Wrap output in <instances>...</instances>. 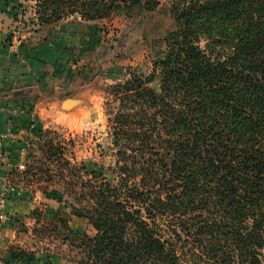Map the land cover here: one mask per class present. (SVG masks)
I'll list each match as a JSON object with an SVG mask.
<instances>
[{"label":"trees","instance_id":"obj_1","mask_svg":"<svg viewBox=\"0 0 264 264\" xmlns=\"http://www.w3.org/2000/svg\"><path fill=\"white\" fill-rule=\"evenodd\" d=\"M36 2L41 26L162 4ZM164 10L175 23L152 71L106 89L114 181L67 159V192L95 234L63 217L49 224L93 264H264V0H170Z\"/></svg>","mask_w":264,"mask_h":264},{"label":"rangeland","instance_id":"obj_2","mask_svg":"<svg viewBox=\"0 0 264 264\" xmlns=\"http://www.w3.org/2000/svg\"><path fill=\"white\" fill-rule=\"evenodd\" d=\"M169 4L170 0H162L157 11L136 17L96 20L99 35L92 47L88 35V43L78 55L70 57L77 63L76 72L67 80V93L59 94V98L67 94V98L80 101L64 116L58 114V105L41 104L33 125L30 123L21 134L19 157L26 163L27 172L15 170L13 182L29 189L27 196L36 207L26 219L15 222L16 236L0 252V264H93L71 247L64 230L58 234V229L49 224L63 217L79 235L96 232L79 215L78 203L67 192V159L80 167L82 174L95 172L99 181H114L110 166L116 158L109 135L106 89L133 72L147 75L152 71L154 51L174 27V19L164 10ZM27 10L22 29H35L29 20L31 9ZM51 144L55 156L47 154ZM36 213H41L39 225Z\"/></svg>","mask_w":264,"mask_h":264},{"label":"crops","instance_id":"obj_3","mask_svg":"<svg viewBox=\"0 0 264 264\" xmlns=\"http://www.w3.org/2000/svg\"><path fill=\"white\" fill-rule=\"evenodd\" d=\"M27 7L31 9L29 20L35 29H22L21 25L27 22ZM98 33L95 21H84L80 16L41 26L36 17V0H0V105L12 104L23 109L0 110V130L25 133L43 103L58 105V114L67 115V111L60 109L67 94L62 98L59 94L67 93V80L76 72L77 63L70 61V57L79 54L83 44L88 43V35L92 37L89 40L92 47ZM22 139L10 142L7 147L4 171L11 174L12 184L22 193L15 191L7 200L8 218L0 228V252L16 236L15 222L26 219L36 207L27 196L29 189L13 182L12 173L22 162L19 157Z\"/></svg>","mask_w":264,"mask_h":264},{"label":"built area","instance_id":"obj_4","mask_svg":"<svg viewBox=\"0 0 264 264\" xmlns=\"http://www.w3.org/2000/svg\"><path fill=\"white\" fill-rule=\"evenodd\" d=\"M0 110H7L8 112H17V110L23 111V109H18L14 105H0ZM35 117H32V122L35 121ZM31 122V123H32ZM33 125V124H32ZM21 138V133L16 129H8L6 131L0 130V228L4 221L8 218V210L6 207L7 200L11 193L17 192L21 194L22 190L16 188L12 184V177L9 172L4 171V165L7 159V147L10 142L17 141ZM19 169H26V163L23 161L18 166Z\"/></svg>","mask_w":264,"mask_h":264},{"label":"water","instance_id":"obj_5","mask_svg":"<svg viewBox=\"0 0 264 264\" xmlns=\"http://www.w3.org/2000/svg\"><path fill=\"white\" fill-rule=\"evenodd\" d=\"M79 98H67L60 103V109L62 111H67V109H72L74 106L79 103Z\"/></svg>","mask_w":264,"mask_h":264}]
</instances>
